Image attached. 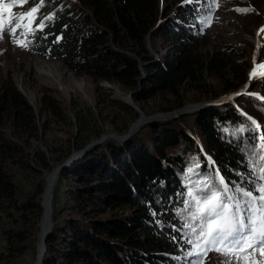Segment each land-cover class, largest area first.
Listing matches in <instances>:
<instances>
[{
    "label": "trees",
    "instance_id": "trees-1",
    "mask_svg": "<svg viewBox=\"0 0 264 264\" xmlns=\"http://www.w3.org/2000/svg\"><path fill=\"white\" fill-rule=\"evenodd\" d=\"M78 1L81 8L43 0L36 31L25 39L30 55L62 61L94 82H118L134 100L175 96L184 87L205 90L207 76L219 78L224 91L246 80L244 68L228 72L218 52L205 51L208 36L193 24L200 15L196 2L175 0L160 9L158 0ZM49 15L53 19L45 20ZM41 103L57 123L74 126L72 140L49 142L40 130L48 123L39 125L34 107L7 76L0 92V264L36 257L47 174L103 133L93 115L71 120L56 100L42 97ZM194 121L198 137L180 122L155 121L145 126L150 140L105 141L63 167L54 193L64 184L67 197L51 213L41 264H186L184 225L194 226L195 211L185 208L188 187L201 176L253 191V166H264L252 151L258 137L231 104L209 105Z\"/></svg>",
    "mask_w": 264,
    "mask_h": 264
},
{
    "label": "rangeland",
    "instance_id": "rangeland-1",
    "mask_svg": "<svg viewBox=\"0 0 264 264\" xmlns=\"http://www.w3.org/2000/svg\"><path fill=\"white\" fill-rule=\"evenodd\" d=\"M66 1L74 3L76 8H81L78 0ZM158 1L160 9H163L167 5H175V0ZM191 2H196L200 7V15H198V19L194 20L193 24L199 32L206 33L208 36L209 42L205 51L210 54L218 52L219 57H222L229 63L228 72L231 70L230 68L234 67L245 69V75L247 76L245 82L231 91L223 90V83L219 78L207 76L206 81L211 87H207L205 90L197 91L184 87L175 96L161 94L148 99L134 100L131 91L118 82L107 80L94 82L85 75H78L73 72L62 61L30 55L26 47H22L14 42L10 32L11 28L20 22L17 19L20 14L30 11L36 3L29 0H0V21H5L4 35L0 39V92L5 79L10 75L17 88L34 107L39 125L43 122L48 123L46 128L42 129L40 126V130L44 133V137L49 139V142L52 141L53 144H59L67 138L72 140L75 128L69 123H57L52 118L50 112L42 108V97L56 100L63 108L66 116L70 117L71 120L75 119L76 114H80L83 117L84 115H93L96 126L103 129V133L94 140H99L104 135L108 136L106 140L96 145L102 144L105 141L121 142L131 140L132 138L140 141L146 138V140H150V133L146 130L145 126L151 122H155V120H147L148 122H145L141 127L139 124L136 127L137 131L135 130V133L131 134L130 132L129 134L130 128L140 118L141 114L144 116H156L158 113L174 112L185 105L192 104H194L193 108H190L187 112L172 114L171 116H165L156 120L180 122L179 124L181 126L184 125L194 137H198L194 121L196 113L209 105L231 104L232 107L238 109L239 113L245 116L251 133L258 137L259 144L255 148L252 147V151L259 160V156L264 155V150L259 149L262 138H264V78L257 76L250 79V72L254 66L264 64V31H260L264 28V0H191ZM5 4L13 6L10 9H5ZM209 15L211 16V22L205 27L207 21L204 18ZM9 16H11L10 22H8ZM35 17H37V13ZM23 24L27 25L28 20L25 19ZM36 24L35 18L31 26L34 27ZM27 30V27L17 28L15 39L25 40L26 36L22 35V33ZM147 43L149 44V40H147ZM158 46L161 51L166 48L163 47L161 42H158ZM42 64L46 65L43 70H50L51 73L42 72L43 70H40L38 66ZM236 93L241 94L236 95ZM203 102L210 103L203 106L196 105ZM179 103L181 105H178ZM167 108L171 109L165 110ZM248 117L252 119L250 120ZM252 120H255L256 124H253ZM77 150H73L72 152ZM86 152L74 160L79 159ZM70 155L62 160V162L53 164L52 169L47 174L48 177L46 176L47 184L50 177L53 176L52 171L68 159ZM258 165H261L259 161L257 162ZM58 177L54 186L57 184ZM205 179L210 178L196 177L195 183L197 184L198 181ZM63 186L64 184L59 185L57 193H54L53 187L50 202L52 213L56 211L67 197ZM235 187L231 186L229 188L234 190ZM213 190L216 189L214 188ZM191 222L194 224L192 228H197L196 235H198L200 221L191 219ZM192 228H187V236L189 239L194 240L196 236L193 238ZM188 251H191L190 245L183 252L180 251L186 264H191L192 261L198 259H201L203 264H225L226 261V257L216 251H209L206 257L201 256L199 258L187 256L186 253ZM250 252L251 250L241 253L240 264H252L253 259L259 262V264H264V256L260 255L259 249L256 250L254 256ZM245 256L247 257L246 260L243 259ZM35 261L36 257L29 262L27 261V264H34ZM230 264H235V261H230Z\"/></svg>",
    "mask_w": 264,
    "mask_h": 264
},
{
    "label": "snow or ice",
    "instance_id": "snow-or-ice-1",
    "mask_svg": "<svg viewBox=\"0 0 264 264\" xmlns=\"http://www.w3.org/2000/svg\"><path fill=\"white\" fill-rule=\"evenodd\" d=\"M184 2L190 3L191 0H184ZM12 6L5 4L4 8L10 9ZM41 7H43V0L30 11L21 13L17 18L20 22L12 27L10 32L15 43L22 47L28 46L30 41L15 39L16 31L17 28L27 27L28 30L22 35L33 34L36 29L31 25L36 18L35 14ZM25 19L28 20L27 25L23 24ZM44 19L51 20L53 17L49 15ZM10 20L11 16L8 22ZM204 20L207 21L205 23L207 27L211 22V16L205 17ZM4 24L5 21H0V39L4 35ZM44 26L42 20L36 27L42 29ZM260 31H264V28ZM257 76L264 78V64L254 66L250 72V79ZM240 94L236 93V95ZM249 119L252 118L249 117ZM252 123L256 124V121L252 120ZM259 149L264 150V138H262ZM259 163L264 165V155L259 156ZM191 171L192 169H189V172ZM252 175L255 177L254 182H257V187L253 191H247L241 185H236L233 190L223 178L218 183L205 179L198 181L196 187H188V199L184 200L185 208L187 209L190 204L194 205L195 211L191 213V219L200 220V224L196 239L186 241L191 246V251L186 253L187 256L206 257L209 251H216L226 257L225 264H230L233 260L235 264H240L241 253L249 250L254 256L256 250L259 249L260 255L264 256V183H259V181H264V166L257 171L254 164ZM214 188L216 190H213ZM254 192L259 195H254ZM184 227L191 228L192 226L185 223ZM192 233L196 234L197 228H192ZM243 259L246 260L247 257ZM191 264H203V261L198 259L192 261ZM252 264H259V262L253 259Z\"/></svg>",
    "mask_w": 264,
    "mask_h": 264
},
{
    "label": "water",
    "instance_id": "water-1",
    "mask_svg": "<svg viewBox=\"0 0 264 264\" xmlns=\"http://www.w3.org/2000/svg\"><path fill=\"white\" fill-rule=\"evenodd\" d=\"M210 102H203V103H198L196 104L197 106H203L204 104H209ZM189 106H194V104L192 105H185L184 107L180 108V109H177L176 111L174 112H168V113H158L156 116H144L143 114H141L140 118L133 124V126L130 128L129 130V134L130 132H133L136 130V127L141 124L142 120H156L158 118H163L165 116H171L172 114L175 115V114H181V113H184V112H187L188 110V107ZM108 136H102L99 140H92L90 141L89 143H87L83 148L77 150V151H74L72 152V154L70 155V157L68 159H66L63 163H61L60 165H58L53 171L52 173L54 174V176L58 175V173L60 172V170L65 167L66 165L70 164L74 159H76L77 157L81 156L84 152H86L88 149H90L92 146L96 145L97 143L99 142H102L103 140H106ZM48 180V178H47ZM46 195L43 197V201H42V206H43V216H42V219L45 215V205H44V199H45ZM48 203L50 204V197L48 199ZM42 219H41V224H40V231H39V243H38V247H37V255H36V261L34 262V264H41V260H42V256L44 254V251H45V240H46V237L48 235V233L50 232L51 230V226H52V221H51V218L48 217V222H47V225L44 226L42 224ZM41 245V247H40Z\"/></svg>",
    "mask_w": 264,
    "mask_h": 264
},
{
    "label": "bare ground",
    "instance_id": "bare-ground-1",
    "mask_svg": "<svg viewBox=\"0 0 264 264\" xmlns=\"http://www.w3.org/2000/svg\"><path fill=\"white\" fill-rule=\"evenodd\" d=\"M39 67H40V70H43V69H45V64H42V65H38ZM42 72H49V73H51V71L50 70H43ZM190 108H193V106H189L188 107V110L190 109ZM187 110V111H188ZM161 119V118H160ZM155 121H158V120H155ZM145 122H148L147 120H142V122H141V124H140V127L142 126V125H144L145 124ZM137 131V130H136ZM136 131H133V132H131V134L132 133H135ZM62 170V169H61ZM60 170V171H61ZM60 173V172H59ZM58 173V174H59ZM48 177V176H47ZM57 177H58V175L56 176H54V174H53V176L52 177H50V180L48 181V184L46 183V186H45V188H44V192H43V195H42V201H43V197L46 195V197H45V199H44V205H45V215H44V217H43V219H42V224L44 225V226H46L47 225V222H48V217H50L51 218V221H52V216H51V213H52V207H51V203L49 204L48 203V199H49V197H50V202H51V197H52V190H53V187H54V183H55V181H56V179H57ZM47 182V181H46ZM42 203V202H41ZM41 224V223H40ZM40 247H41V245H40Z\"/></svg>",
    "mask_w": 264,
    "mask_h": 264
}]
</instances>
